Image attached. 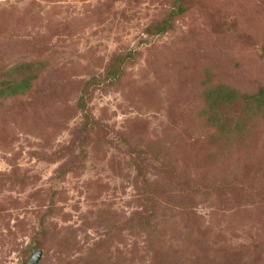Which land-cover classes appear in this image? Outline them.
I'll use <instances>...</instances> for the list:
<instances>
[{
    "label": "rangeland",
    "instance_id": "obj_1",
    "mask_svg": "<svg viewBox=\"0 0 264 264\" xmlns=\"http://www.w3.org/2000/svg\"><path fill=\"white\" fill-rule=\"evenodd\" d=\"M262 90L264 0H0V264H264Z\"/></svg>",
    "mask_w": 264,
    "mask_h": 264
},
{
    "label": "trees",
    "instance_id": "obj_2",
    "mask_svg": "<svg viewBox=\"0 0 264 264\" xmlns=\"http://www.w3.org/2000/svg\"><path fill=\"white\" fill-rule=\"evenodd\" d=\"M183 10L179 11L182 12ZM167 31V28H162L159 30L160 33H163ZM33 66H35V64H29V68H32ZM34 79L31 77H28L24 82H19V83H12L5 91L1 92L2 96H5L6 94L10 95V96H15L17 94L20 93H25L26 91H28L29 86L31 85V83H33ZM241 100H244L245 103L247 105H254L256 107V109L258 110V112H263L264 113V90L261 91V93L258 96H250V95H243L240 96ZM218 102L214 101L212 103V110L213 108L215 109L217 106ZM87 120L88 123L87 124H91V117L87 116Z\"/></svg>",
    "mask_w": 264,
    "mask_h": 264
},
{
    "label": "water",
    "instance_id": "obj_3",
    "mask_svg": "<svg viewBox=\"0 0 264 264\" xmlns=\"http://www.w3.org/2000/svg\"><path fill=\"white\" fill-rule=\"evenodd\" d=\"M43 252L39 251L35 254L33 259L31 260L30 264H39L41 258H42Z\"/></svg>",
    "mask_w": 264,
    "mask_h": 264
}]
</instances>
